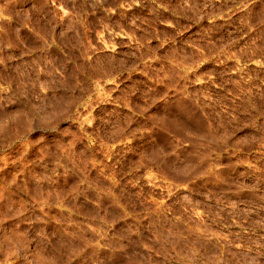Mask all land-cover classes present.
<instances>
[{"label":"rangeland","instance_id":"1","mask_svg":"<svg viewBox=\"0 0 264 264\" xmlns=\"http://www.w3.org/2000/svg\"><path fill=\"white\" fill-rule=\"evenodd\" d=\"M0 264H264V0H0Z\"/></svg>","mask_w":264,"mask_h":264}]
</instances>
